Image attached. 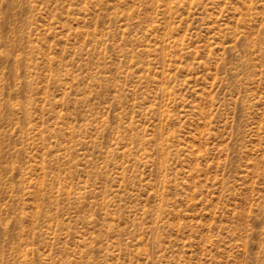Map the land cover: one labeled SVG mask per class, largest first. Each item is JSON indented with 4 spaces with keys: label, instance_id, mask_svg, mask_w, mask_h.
Returning a JSON list of instances; mask_svg holds the SVG:
<instances>
[{
    "label": "rangeland",
    "instance_id": "1",
    "mask_svg": "<svg viewBox=\"0 0 264 264\" xmlns=\"http://www.w3.org/2000/svg\"><path fill=\"white\" fill-rule=\"evenodd\" d=\"M0 264H264V0H0Z\"/></svg>",
    "mask_w": 264,
    "mask_h": 264
}]
</instances>
